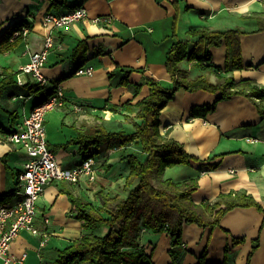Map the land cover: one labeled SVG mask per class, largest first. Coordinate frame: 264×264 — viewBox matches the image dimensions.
Here are the masks:
<instances>
[{
	"label": "crops",
	"instance_id": "1",
	"mask_svg": "<svg viewBox=\"0 0 264 264\" xmlns=\"http://www.w3.org/2000/svg\"><path fill=\"white\" fill-rule=\"evenodd\" d=\"M174 2L181 10L178 39L187 38L191 29L240 28L244 32L240 37L243 67L228 76L237 83L252 80L264 86V31L258 30L253 18L264 15V0H0V39L10 36L22 23L14 32L20 34L10 36L16 46L0 51V85L18 74L33 53L42 50L47 35L42 24L46 13L63 14L77 6H85L88 12V18L52 31L57 47L44 67L50 80L48 87L36 90L33 84L20 86L16 77L0 87V203L13 204L18 199L17 176L27 159V153L8 143L6 136L57 86L64 89L67 105L48 113L46 126L51 149L56 155L60 153L62 161L69 159L73 163L66 168L84 160L78 146L68 145L77 137V129L102 124L108 130L133 131L138 111L135 106L149 95V88L144 85L134 95L132 87L121 85L124 72L112 79L109 73L117 67L141 69L143 72L129 75L132 85L142 83L147 76L172 86L165 62L175 40L171 38ZM105 17L113 18L110 25L94 22ZM24 28L27 34H23ZM80 42L84 47L77 50ZM210 52L212 65L225 72L226 42L212 47ZM89 66L94 67L92 75H76L78 69ZM180 69L181 76L189 78L202 74L199 65L188 59ZM211 81L216 82L217 76L211 75ZM19 95L38 97L30 111L26 109L30 98L13 99ZM219 96L220 93L181 89L162 110L160 133L183 144L187 153L198 159L167 168L163 179H197L198 186L192 193L196 204L215 201L221 193L243 190L264 208V118L256 105L241 95L219 102L213 112L201 116L200 108L213 104ZM76 104L83 105V110L76 111ZM113 106L118 107L117 113L107 110ZM134 147L121 148L110 142L94 147L98 169L95 182L83 178L78 184L63 181L47 186L37 204L35 227L40 233L23 231L14 240L10 248L16 260L13 264H57L58 250L83 234L81 222L73 216L69 195L99 204L102 189L114 190L125 184L130 167L120 158ZM44 233L47 242L42 247ZM237 240L243 241L236 243ZM256 240L259 246L253 251ZM182 243L185 247L174 248L166 231L142 232V244L152 255L153 264H199L203 254L206 264H264V214L255 207H238L225 214L214 229L186 224Z\"/></svg>",
	"mask_w": 264,
	"mask_h": 264
},
{
	"label": "trees",
	"instance_id": "2",
	"mask_svg": "<svg viewBox=\"0 0 264 264\" xmlns=\"http://www.w3.org/2000/svg\"><path fill=\"white\" fill-rule=\"evenodd\" d=\"M174 4L176 14L171 38L175 40L166 54L165 62L172 86L167 87L163 82L147 76L143 77L142 83L132 85L128 81L129 75L143 70L117 67L109 73L110 79L124 72L121 85L132 87L134 95H138L144 85L149 88V95L135 106L138 111L135 115L137 120L133 121V131H124V128L113 131L102 124H96L88 130L77 129V137L68 144L78 146V151L85 160L97 155L93 151L94 147L108 142L121 148L134 145L133 149L138 152L131 150L120 158L121 161H127L130 167L125 184L114 190L102 189L98 193L99 204L69 195L73 216L81 222L83 234L66 248L58 250L57 264H153L152 255L147 253L142 244L143 230L155 234L166 231L172 246L178 248L183 246V227L186 224L214 229L220 225L225 214L238 207H255L264 214L261 204L246 191L221 193L215 201L196 204L192 193L198 186L197 179L183 182L163 179L167 168L198 160L187 153L183 144L160 133L161 112L179 90L220 93L213 104L200 108L201 116L213 112L219 102L241 95L250 99L264 118V86L252 80L237 83L232 76H228L233 70L243 67L240 37L244 32L240 28L227 31L197 28L189 30L187 38L178 39L177 27L181 10L177 2ZM253 18L258 24V30L264 31V15ZM17 25L14 32L22 27V23ZM10 36L3 35L0 39L1 52L12 50L16 46L15 41L10 42ZM224 41L227 45L225 72L212 65L210 52L212 47L221 46ZM83 47L84 43L80 42L77 50ZM186 59L195 61L202 74L196 78L181 76L180 65ZM16 75L17 73L11 75L10 81L3 80L1 89L4 84L14 81L12 78ZM211 75L217 76L216 82L211 81ZM33 87L36 90L41 88L37 85ZM107 110L117 113L118 107L113 106ZM157 180L159 185H155ZM100 230H104L103 234L96 233ZM242 241L237 240L236 243ZM258 246L259 242L256 240L253 251ZM171 256L176 260L174 250L171 251ZM199 264H206L204 254L199 258Z\"/></svg>",
	"mask_w": 264,
	"mask_h": 264
},
{
	"label": "built area",
	"instance_id": "3",
	"mask_svg": "<svg viewBox=\"0 0 264 264\" xmlns=\"http://www.w3.org/2000/svg\"><path fill=\"white\" fill-rule=\"evenodd\" d=\"M86 18H88V12L85 6H78L63 14L46 13L42 19L43 27L47 30L43 48L30 56L29 62L16 75V83L20 86L33 84L41 88L48 87L50 80L44 73V67L50 53L57 47L52 31L73 25ZM112 20L111 17H105L96 18L94 22H104L110 25ZM19 34L20 32H16L14 35ZM23 34H27L26 28H24ZM93 73L94 67L92 66L76 71V75H92ZM28 98L30 97L19 95L13 99L25 100ZM66 105L64 89L57 86L45 100L36 104L27 116L16 122L13 130L6 136L8 143L27 153V159L17 176L16 195L18 199L13 204L0 203V261L3 264H13L16 261L10 254V248L23 231H29L34 235L40 233L35 227L38 213L37 204L47 186L63 181L78 184L83 178L93 183L98 178V169L94 158L84 159L79 165L66 168L49 145L46 126L47 114L64 108ZM83 108L84 106L81 104L75 105V110L78 112ZM43 237L42 247L46 245L47 234L44 233ZM183 247H185L184 244Z\"/></svg>",
	"mask_w": 264,
	"mask_h": 264
},
{
	"label": "rangeland",
	"instance_id": "4",
	"mask_svg": "<svg viewBox=\"0 0 264 264\" xmlns=\"http://www.w3.org/2000/svg\"><path fill=\"white\" fill-rule=\"evenodd\" d=\"M37 98H38V97H36V95H33V96L27 101L26 109H27L28 111H30V109L32 108V106H33L34 103L36 102ZM133 151H134V152H138L137 149H133ZM57 157H58V159L64 164L63 166H65V167H66V166H67V167H70L71 164H73L72 161L69 160V159H64V160L62 161V157H61L60 153L57 154ZM155 185H159L158 180L155 181ZM103 232H104V230H100V231H98V232H96V233H97V234H103Z\"/></svg>",
	"mask_w": 264,
	"mask_h": 264
}]
</instances>
